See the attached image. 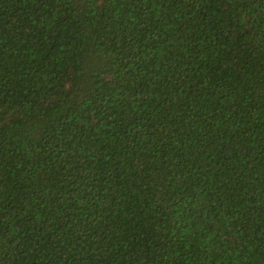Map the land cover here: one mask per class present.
I'll return each instance as SVG.
<instances>
[{
    "label": "trees",
    "instance_id": "1",
    "mask_svg": "<svg viewBox=\"0 0 264 264\" xmlns=\"http://www.w3.org/2000/svg\"><path fill=\"white\" fill-rule=\"evenodd\" d=\"M0 264H264V0H0Z\"/></svg>",
    "mask_w": 264,
    "mask_h": 264
}]
</instances>
